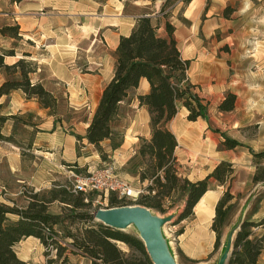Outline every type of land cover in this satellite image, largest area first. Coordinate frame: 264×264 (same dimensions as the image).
<instances>
[{
  "label": "trees",
  "instance_id": "trees-1",
  "mask_svg": "<svg viewBox=\"0 0 264 264\" xmlns=\"http://www.w3.org/2000/svg\"><path fill=\"white\" fill-rule=\"evenodd\" d=\"M10 1L13 4H20L25 0ZM149 1L151 6L147 11L139 13L131 34L120 38L115 51L114 76L103 89L85 139L94 147L101 160L105 161L109 152H115L124 144L126 130L130 125L132 102L137 99L139 107L146 108L149 113L151 134L148 139H139L135 155L126 163L131 166V170L126 169V172L136 177L139 186L132 185L135 188H142L144 193L135 202L119 199L117 195L110 194L109 208L142 206L152 212L166 214L170 210L182 207L177 216L178 222L190 221L195 218L196 205L211 189L214 181L225 188L216 205L211 225V230L216 236L214 251H217L221 247L224 231L230 225V213L242 198L240 194L233 195L231 192L234 165L221 162L205 179L189 181L178 171L175 156L178 142L169 128L180 107L188 111V121L202 119L210 123L209 103L197 92L198 86L191 83L188 78L191 62L182 58L174 37L175 27L170 22L172 12L178 4L187 7L193 0ZM159 1L162 2L159 11H151L150 8ZM208 7L209 0L206 10ZM231 13V9L227 7L224 16L228 18ZM162 21L165 35L159 33ZM0 36L15 41L23 39L18 25L1 27ZM16 53L14 48H0V73L4 76L0 86V99L21 92L25 99L36 101L50 116L58 118L59 97L46 86L44 77L38 75L40 65L32 60L31 54L23 52L21 58L13 64H6V58L16 57ZM142 79H146L150 85L149 92L144 95L137 93ZM236 102L237 96L228 93L218 109L222 113L233 112ZM6 106V103L0 104V145L13 144L20 149L23 160L27 155L35 159L33 137L38 132L40 117L32 113L7 115ZM28 117L37 121L32 122ZM9 126L12 128L8 135ZM19 127L31 130L29 140L16 139ZM214 132L222 137L219 150L244 147L226 133L218 129ZM74 136L81 144L83 138ZM106 142L108 145L104 146ZM249 152L257 162L261 163L264 160V151L256 153L249 149ZM65 165L68 170L83 175L78 165ZM252 182L264 184V167L260 164ZM68 184L55 182L50 189L40 192L23 187L21 194L24 198L28 197L25 206H20L14 201L13 205L0 202V264H27L18 258L15 247L29 237L38 239L44 246H53L57 258H62L65 249L58 244L59 232L55 227L63 225L65 219L62 214L50 212V207L54 203L63 204L73 212L71 219H80L84 224V228L78 230L77 234L66 233L65 238L71 243L66 241L63 243L71 244L70 246L77 250L75 254L88 258L91 264H153L138 234L123 233L102 224L89 225L94 217L88 210L91 209L96 194H89L88 202H85L83 194L74 195L67 189ZM28 194L31 196H27ZM118 243L127 246L129 252L121 250ZM225 245L226 241L222 251ZM263 253L264 219L253 221L246 218L236 233L228 264H258ZM64 263L65 260L62 261V264Z\"/></svg>",
  "mask_w": 264,
  "mask_h": 264
},
{
  "label": "crops",
  "instance_id": "crops-1",
  "mask_svg": "<svg viewBox=\"0 0 264 264\" xmlns=\"http://www.w3.org/2000/svg\"><path fill=\"white\" fill-rule=\"evenodd\" d=\"M207 2L208 0H193L187 7L181 9L182 15H179L180 11H175L176 7L174 8L170 22L175 27L174 37L178 48L184 39L186 42L190 40L193 43L196 35V24L194 23L197 17L204 12L208 13L211 11V7L206 10ZM212 2L214 1L212 0ZM127 4L133 6L139 12L141 9H147L151 6L149 0H25L20 4H13L10 0H0V17L3 18L4 22L3 25H0V28L5 25H18L20 35L23 38L15 41L14 39L0 36L3 40L0 48H14L17 52L16 57L6 58V64H13L18 58H21L20 55L23 52L30 53L32 60L40 65V69H47L50 72V78L62 83L65 87L64 104L67 113L63 114L60 112L58 118L50 116L48 111L42 109L36 101L25 99L21 92H15L9 97L0 99V104H7L5 110L7 115L32 113L40 117L38 132L33 137V153L36 159L39 157L43 159L42 163L45 167L42 172L46 174V177L36 184L30 183V188L35 192L52 187L56 179L47 180L49 176L56 174L68 177L71 170H68L65 164H76L81 172H87L89 169L91 170L100 164H104L94 147L87 143L85 136L101 99L103 89L114 76L115 51L120 38L131 34L135 20L139 15L138 11H135L136 13H127ZM161 4V1L155 3L150 8L151 11L158 12ZM191 6H194L192 11H190ZM189 12H191L190 16L187 15ZM180 17L188 20L190 25L180 24ZM159 30H163L162 27ZM99 39L102 40L106 47L105 52L109 50L108 54L97 51ZM5 41H10L12 47H8ZM28 42L33 43L30 46V50H23L19 54V45L24 46ZM179 50L182 58L192 63V57L186 56L180 48ZM107 56L110 57V65L106 63ZM81 60L86 67V72L80 70L79 64ZM188 78L193 83L190 75H188ZM3 81L4 76L0 73V86ZM149 89L148 81L142 79L137 93L144 95L149 92ZM132 108L136 111L129 118L130 125L126 130L124 144L120 149L112 153L114 154L113 160L120 167L125 166L127 161L135 155L139 139H148L151 134L150 117L147 109L140 108L137 99L133 100ZM182 109L188 113L185 108L182 107ZM66 114H70V116H66ZM179 114L180 110L177 116ZM177 116L172 120L169 128L178 142L175 156L177 158L178 171L182 177L187 178L191 182H196L205 179L221 162L233 164L234 169L238 168L242 163L241 157L235 154V151L241 148L217 150V145L220 144V141L213 137L214 134L218 133L214 132L215 129L212 127L210 119V123L202 119L195 122L186 120L181 125L175 126L174 122ZM186 116L187 114H185ZM199 121L203 125L198 126ZM199 127L204 131L206 130L207 134H210V143L208 145L205 144L202 149L204 148V150L216 154V157L211 158V163L208 164L204 161H197L185 150L187 135H197ZM11 128V126L8 127V135L11 133ZM73 134L83 138L81 144ZM233 139L244 145L242 140ZM107 145L108 142L104 144V146ZM242 148L248 152L249 149L256 152V149L249 146L246 147L244 145ZM2 161L8 163V170L13 176H20L26 173L25 161L22 159L21 151L13 144L5 143L0 145V163ZM254 174L252 172L247 182H242V185L247 188L246 193H248L239 212L240 215L243 213V220L246 218H250L253 221L264 219V196L258 199L260 191L264 190V184H253L252 178ZM235 181L232 182V194L243 193L245 187L239 188L240 182ZM236 183H238L237 187ZM212 185L213 188L206 192L196 207L203 201L204 206L211 207L215 214L216 205L222 197L225 188L214 181ZM5 187V184H0V202L13 205V197L22 195L21 191L11 193L13 191ZM257 199L258 201L255 204ZM196 207L194 210L195 216L198 215ZM212 218H214V215ZM15 251L18 258L27 264H61L57 262L55 250H53L55 256L48 263L44 245L33 237L22 240L15 247ZM263 256L264 253L261 258ZM260 260L258 264H260ZM86 264H91V261Z\"/></svg>",
  "mask_w": 264,
  "mask_h": 264
},
{
  "label": "rangeland",
  "instance_id": "rangeland-1",
  "mask_svg": "<svg viewBox=\"0 0 264 264\" xmlns=\"http://www.w3.org/2000/svg\"><path fill=\"white\" fill-rule=\"evenodd\" d=\"M213 1L209 0L211 11L208 13L204 12L198 16L194 23L196 24V35L193 43L190 40L186 42L184 39L181 46L179 45V48L186 56L192 57L188 75H190L193 84L198 86L197 92L209 103V119L212 127L225 132L231 138L242 140V143L246 147L254 148L256 149V153H259L264 151V0ZM227 7L232 11L228 18L224 16V11ZM193 8L194 6L190 11ZM181 9H183V5L178 4L175 11H180L179 15H182ZM135 11L138 10L129 4L126 5L127 13H136ZM144 11H147V9H141L138 12L143 13ZM190 13L187 15L190 16ZM3 24V18L0 17V25ZM180 24L189 26L190 22L184 17H180ZM161 27L163 30H159V33L165 35L164 21L161 22ZM99 41L97 51L103 53L106 47L102 43V40L99 39ZM1 43H3V40L0 37ZM5 43L8 47H12L10 41H5ZM32 44L28 42L24 46L19 45L18 53L20 54L23 50H30ZM105 53L108 54L109 50ZM106 61L110 65L111 60L109 56H107ZM82 62L81 60L79 64L81 67L80 70L86 72V67ZM38 75L44 77L46 86L52 89L59 97V111L63 114L67 113L64 104V85L50 78V72L47 69H40ZM228 93H233L237 96L236 108L233 112L222 113L219 111L218 106ZM135 111L132 108L131 117ZM185 114L188 115L180 107V114L174 122L175 126L181 125L187 120ZM66 116H70V114H66ZM31 120L32 122L37 121L33 118ZM201 124L202 122L199 121L197 125L199 126ZM30 134L31 130L19 127L16 139L18 141L23 139L29 140ZM191 136L187 135L185 150L197 161H204L207 164L211 163V158L216 157V154H212V152L206 151L204 148L202 149L205 144L208 145L210 143V134H207L206 130L204 131L199 127L197 135ZM213 137L220 142L222 141L219 134H214ZM218 149L219 144L217 145ZM235 154L241 157L242 163L235 169L233 179L236 180L235 182H240L239 188L245 187V191L240 193L242 200L238 202L237 206L230 213V225L224 231L221 247L217 251H214L216 236L211 230V221L213 218H206L202 211L196 209L198 215L193 220L182 222H178L177 218L178 214L182 211V207L170 210L166 214L153 211L155 215L162 218L173 216L172 221L163 227V235L168 243L170 252L178 264H217L229 231L238 224L240 219L243 220V213L240 215L239 212L248 193H246L247 188L242 185V182H247L251 177V173L256 172L258 164L264 167V160L261 163L257 162L244 148L238 149L235 151ZM113 156L114 154L109 152L107 159L103 161L104 164L114 163ZM24 160L26 173L20 176H13L9 172L7 162L2 161L0 163V184H5V188L13 191L11 193L21 191L23 187L29 189L31 182L36 184L46 177V174L42 172L45 167L42 163V158L31 159L27 155ZM104 164L96 167H103ZM115 165L117 168L116 172L121 177L129 180L133 185L139 186L136 177L126 172V169L131 170L130 165L120 167L116 162ZM84 173L86 174V172ZM68 177L55 174L47 177V180L56 179V182L66 184L70 183V180H73ZM211 188H213L212 184ZM259 195L258 199L262 198L264 196V190H261ZM27 196H31V194ZM13 198L14 202L20 206H25L28 202V197L24 198L22 195L14 196ZM258 199L255 201V204ZM99 208H109V196L99 197L96 194L91 209L88 211L93 215ZM50 212L53 214H62L65 219L63 225L55 227V230L59 232L57 234L58 244L65 249L62 258H57V262L62 264V261L65 260L64 264L90 263L88 258L80 254H75L77 250L70 246L71 244L64 245L63 243L65 241L71 243L65 238L66 233L77 234L78 230L84 228V224L81 223L80 219H71L70 216L73 212L65 208L63 204H52ZM81 212L83 211H78V213ZM97 224L101 223L95 218L89 223V225ZM122 232L138 234L133 226ZM118 246L124 252H129L128 247L123 243H118ZM44 248L46 249L45 256L49 263L55 256V252L53 251L54 247L44 246ZM260 261V264H264V256Z\"/></svg>",
  "mask_w": 264,
  "mask_h": 264
},
{
  "label": "water",
  "instance_id": "water-1",
  "mask_svg": "<svg viewBox=\"0 0 264 264\" xmlns=\"http://www.w3.org/2000/svg\"><path fill=\"white\" fill-rule=\"evenodd\" d=\"M93 217L102 225L118 231H124L131 226L135 227L153 264H178L163 235V227L172 221L173 216L162 218L142 206H122L99 208L93 213ZM243 221L240 219L238 224L229 231L225 249L217 264H228L236 233Z\"/></svg>",
  "mask_w": 264,
  "mask_h": 264
},
{
  "label": "built area",
  "instance_id": "built-area-1",
  "mask_svg": "<svg viewBox=\"0 0 264 264\" xmlns=\"http://www.w3.org/2000/svg\"><path fill=\"white\" fill-rule=\"evenodd\" d=\"M116 171L115 162L89 169L83 175L71 170L68 175L73 180H70L67 189L74 195L83 194L85 202H88L87 196L92 193L99 197L115 194L119 199L135 202L144 193V190L135 188L130 181L121 178ZM64 245L66 244L64 243Z\"/></svg>",
  "mask_w": 264,
  "mask_h": 264
},
{
  "label": "bare ground",
  "instance_id": "bare-ground-1",
  "mask_svg": "<svg viewBox=\"0 0 264 264\" xmlns=\"http://www.w3.org/2000/svg\"><path fill=\"white\" fill-rule=\"evenodd\" d=\"M196 209L202 211L204 213L205 217L208 219H211V217L214 215V210L211 207L204 206V202L202 201Z\"/></svg>",
  "mask_w": 264,
  "mask_h": 264
}]
</instances>
